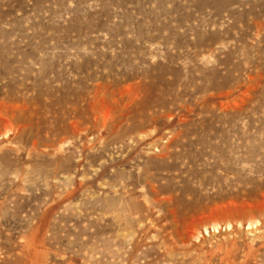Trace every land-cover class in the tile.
Wrapping results in <instances>:
<instances>
[{
    "label": "rangeland",
    "instance_id": "rangeland-1",
    "mask_svg": "<svg viewBox=\"0 0 264 264\" xmlns=\"http://www.w3.org/2000/svg\"><path fill=\"white\" fill-rule=\"evenodd\" d=\"M0 264H264V0H0Z\"/></svg>",
    "mask_w": 264,
    "mask_h": 264
},
{
    "label": "bare ground",
    "instance_id": "bare-ground-1",
    "mask_svg": "<svg viewBox=\"0 0 264 264\" xmlns=\"http://www.w3.org/2000/svg\"><path fill=\"white\" fill-rule=\"evenodd\" d=\"M10 112V111H9ZM3 118H5V117H3ZM9 124H10V121H9ZM5 131V130H4ZM18 132V131H17ZM2 134V133H1ZM4 134V133H3ZM34 146V145H33ZM49 146V145H48Z\"/></svg>",
    "mask_w": 264,
    "mask_h": 264
}]
</instances>
